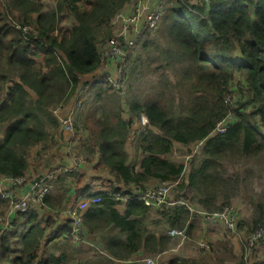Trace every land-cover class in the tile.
I'll return each mask as SVG.
<instances>
[{
	"label": "trees",
	"instance_id": "obj_1",
	"mask_svg": "<svg viewBox=\"0 0 264 264\" xmlns=\"http://www.w3.org/2000/svg\"><path fill=\"white\" fill-rule=\"evenodd\" d=\"M129 2L87 0L84 4L82 0H58L47 8L41 0H5L4 7L11 15L0 2V174L26 175L31 166L30 148L41 147V157L55 146L61 133L51 108L73 97L80 87L81 75L101 67L99 45L114 36L115 18ZM63 14L71 21L64 29ZM14 21L20 25L37 24L39 33L26 38ZM153 34L159 37L157 50L162 45L163 72L180 65L174 70L178 77L176 90L168 78L158 85H148L150 90L144 99H131L134 80L143 72L136 75L137 64H142L139 55L128 58L124 74L130 94L126 102L106 79L90 84L94 88L88 89L94 93L93 106L88 104L92 96L88 91L75 116L77 128L85 132L80 154L90 161L99 153L96 168L108 169L127 186L126 191L114 187L113 192L133 195L134 185L144 188L152 180L180 181L176 191L182 194L176 197L189 198L188 192H199L201 196H195H199L197 202L205 210L231 204V192L226 188L237 181L226 178L223 162L264 156V0H168L158 29L148 30L141 38L144 49ZM39 56H43L41 64ZM152 70L146 75L153 74ZM237 71L244 78L235 107L239 120L230 124L224 134L210 136L228 113L225 99L232 91ZM158 86L162 89L157 90ZM126 112L129 119L124 116ZM142 113L150 126L133 133L132 125ZM131 134L140 152L135 162H131L126 150ZM202 139L205 142L200 156L197 154L201 159L196 165L191 162L186 179L185 164L168 156L173 154L175 142L193 145ZM70 176L78 177L72 172L56 180L59 192L46 198L49 208L62 207L71 191L66 183ZM83 190L90 193L88 186L79 189ZM217 194H225L220 207L215 205ZM96 195L101 201L91 203L85 225L90 234L104 233L100 251L107 253L101 252L85 264H118L141 249L156 254L170 247L167 237H158L148 229L150 208L142 201L128 200L121 212L111 194H90ZM7 208L8 202L0 197V216ZM256 209L254 228L261 224L264 201L258 202ZM191 218V211L182 204L165 215V222L170 228H187L190 233L194 227ZM25 220L23 226L30 224V228L22 240H16L17 229L0 235V258L11 264H63L65 253L37 262L35 251L46 229L35 209L25 215ZM14 246L21 255L12 254L11 258L9 252ZM168 264L206 263L176 258Z\"/></svg>",
	"mask_w": 264,
	"mask_h": 264
},
{
	"label": "built area",
	"instance_id": "obj_2",
	"mask_svg": "<svg viewBox=\"0 0 264 264\" xmlns=\"http://www.w3.org/2000/svg\"><path fill=\"white\" fill-rule=\"evenodd\" d=\"M150 1L130 0L128 5L115 18L117 30L114 36L99 45L102 64L99 68L100 73L94 75L93 82L99 79H106L112 90L121 97H124L129 90L128 80L124 72L133 48L148 30L158 29L161 18L168 7V0H157L154 4H149ZM0 2L3 9L11 15V12L4 7L5 0H0ZM82 2L87 4V0H82ZM13 24L22 31L26 38L29 35H37L39 33L37 24L20 25L15 21ZM55 34H59V31L56 30ZM93 82L80 84L79 89L73 95L74 104L69 105V100L67 103L51 108L52 114L59 121L60 133L66 131L72 135L68 146L72 164L56 163L52 165L30 185L29 190L24 195L19 196L13 189H7L4 183H0V197L8 202L6 212L0 216V235L10 232L15 228L14 216L25 219V215L31 210H50L51 208H49L46 198L51 194L55 180L62 175L77 172L81 164L87 161L80 154L81 151L78 150L82 138L81 132L76 126L75 116L77 110L83 107L88 89ZM237 98L238 94L235 91L227 94L225 102L227 103L228 113L217 122L210 136L224 134L230 124L239 120V116L235 112ZM136 121L138 123V130L150 126V121L145 113L140 114ZM204 142L205 139H202L194 144L193 154L201 151ZM4 177L18 185L26 182V175L21 177ZM179 183L180 181H158L156 184L147 185L144 188L134 185L133 195L122 194L120 191L113 192V190L107 193L111 194L119 202L118 204L125 205L128 200L136 199L142 201L150 210L162 213L163 216L173 210L174 207L185 204L192 215L200 217L206 223L221 225L230 231L237 229L238 216L232 204H226L214 210H205L197 205L191 206L188 200L173 196ZM99 193L102 192L93 191L92 194ZM100 201L101 197L99 195L89 196V198H80L74 205L66 208L51 210L54 213L64 214L69 221V229L63 232L61 237L69 240L76 246H96L89 239L90 233L85 225V213L91 203H99ZM168 235L173 240H176L177 244H182L188 238V231L187 228H170ZM262 241H264V225L260 224L254 228L243 242V255L246 261L256 252ZM200 246L205 249H212L208 241H201ZM143 262L144 264H163L161 253L149 254L143 259Z\"/></svg>",
	"mask_w": 264,
	"mask_h": 264
},
{
	"label": "rangeland",
	"instance_id": "obj_3",
	"mask_svg": "<svg viewBox=\"0 0 264 264\" xmlns=\"http://www.w3.org/2000/svg\"><path fill=\"white\" fill-rule=\"evenodd\" d=\"M154 2H156L157 0H152ZM41 2L43 4H46L49 8H51L52 5H54L53 3L56 2V0H41ZM69 20V18H68ZM66 21V19H65ZM67 23V21H66ZM155 34L152 35V39L151 41H149V46L146 47L145 49L142 47V43L144 40H140L138 42V44L133 48L130 57H136V55L140 56V62L142 64H137V71H136V75L139 74L141 71L143 72V74L138 78L135 79V84L133 87V91L134 93L128 92V94L126 93L124 97H121L122 100L125 101L126 97L129 95V97L132 99H139L142 100L144 99V97L147 95V91L150 90L149 86L151 87L152 85H158L160 83L161 80H167L168 78H170V80L173 82V88L174 90H176L175 84L178 81V77L174 74V70L175 68H179L180 65H178L177 67H175L174 69L172 67H170V69H167L168 71L166 73H164V69L161 65L165 64L164 60L162 59V45L159 48V50H157V46H159L160 44L157 42L159 40V37H154ZM156 42V44H155ZM129 57V58H130ZM157 58H160L161 61H157ZM133 59V58H132ZM155 60V61H154ZM128 63V60H127ZM176 66V64H175ZM153 69V70H152ZM155 69V70H154ZM152 70L153 74L150 75H146L148 72H150ZM145 73V75H144ZM165 75V76H163ZM153 76V77H152ZM243 75L240 72H236L235 73V77H234V81L232 84V91H235L238 94L239 97V93L240 92V88L241 86H243ZM149 85V86H148ZM93 87H90V89ZM171 88V89H173ZM94 89V88H93ZM158 89H162L160 86L157 87ZM90 91V90H88ZM129 91V90H128ZM90 93L92 94V96L89 98L88 100V104L89 106H93V90L90 91ZM126 102V101H125ZM136 129L133 131L135 132ZM39 150H41V147H31L30 148V164L34 165L36 167L37 172H41L42 170H44L43 164L46 163H50V160H47L46 162H41L42 156L39 157L38 152ZM130 151V160L131 162H135L138 160V155L135 149V143L133 141V144L131 145V147L129 148ZM174 151H175V147H174ZM88 156V152H85ZM194 153V144L190 145V146H185L182 148H177L176 152L174 154L169 155L168 157L171 158L174 155V159L176 161H183L184 164L189 166L191 165H196L199 163L200 159H197L200 155V153ZM44 154V153H43ZM197 154L199 156H197ZM197 156V157H196ZM96 155H94L92 157V159L90 161H95ZM197 159L196 161L194 159ZM194 160V162H193ZM224 161V160H223ZM96 164V162H95ZM191 165V166H192ZM41 166V168H40ZM186 167V166H185ZM223 169L225 170V176L226 178L232 179L233 181H237L235 184H230L227 188L226 191H230L231 192V197L228 199L229 202L233 205L235 211L237 212V216H238V229L235 230V233L239 230V232H241V236L243 237V242L245 240V238L252 232V229L254 228L253 223H252V219L254 214L257 213V209H256V205L258 202H263L264 201V156L261 157H254V158H240V159H236V160H226L223 162ZM99 171H105L102 168H100ZM188 172V170L185 172L184 171V176L185 174ZM110 177L112 178V174L109 175V177H107L106 179H104V181H108L110 180ZM58 186V184H57ZM176 191V190H175ZM229 192V193H230ZM195 193L200 195L201 194L199 192H195L193 191V194L188 192V197H180V198H184V200H188L189 204L191 206H194V204H198L200 205L197 200L199 198V196H195ZM226 193V192H225ZM177 194H182L181 192H175V194L173 193V196L176 197ZM224 195L225 194H217V200L215 201V205L217 207H220V205H222L223 201H224ZM202 206V205H201ZM217 209V208H215ZM193 221H195L196 228L190 232V235H188V238L186 239H193L195 237V239L193 240L194 242H190V244H194L196 243V245L198 244V239H201L202 235H204L206 232H210V231H214V233H218L219 234V238L216 241L212 242L213 247H214V251L208 252L209 254H205L204 256H207V258H202L199 260L204 261L206 264H209L208 259H210L211 263H215V262H221V261H227L228 263H233V264H262L264 263V241L261 242L260 247L256 250V252L249 258V262L246 261L244 259V255L243 252L241 253L240 248L236 251V253H234V245L232 243V240L229 239L232 232L234 231H227L223 226L221 225H209V223L204 222L200 217H195L194 215H192V219ZM155 220H153V218L149 217V219L146 221L148 225L151 226L150 230L155 232L156 230L158 232H162L164 230V227H162L163 225L154 222ZM261 224L264 225V213H263V217H262V221ZM23 227H18L16 228L19 233L20 230H22ZM30 228V225L24 228V231L22 232V234H19L18 237L16 236V240L20 241L22 240V237L26 234V230ZM52 228V223L49 221L47 222V229L48 231H45V239H48L49 237H53L55 238V232ZM15 229V228H14ZM14 229H12V231H14ZM15 229V230H16ZM242 230L245 231V233H242ZM25 232V234H24ZM49 232V233H48ZM17 233V234H18ZM225 233H228L226 236L224 235ZM104 233L103 232H99L97 233L98 239L100 240L102 235ZM224 235V236H223ZM210 238V237H209ZM227 239V240H225ZM44 242V241H43ZM46 243V249L48 251V253H51L52 251H56L57 248L55 246L56 241L55 240H50ZM175 245L177 246V241H175ZM62 249H68V252H70L71 257H70V261L69 263L71 264H77L78 259H80V255H86V251L85 250H81V249H76L74 248L72 245H70V243H64L61 245ZM96 247L97 244H96ZM43 249V250H42ZM99 252V250H96ZM40 252V253H39ZM39 254H46V250L42 247L38 250ZM213 254V255H212ZM42 256V255H41ZM43 257V256H42ZM146 257V256H145ZM144 257V258H145ZM44 258V257H43ZM41 258V259H43ZM215 258V259H212Z\"/></svg>",
	"mask_w": 264,
	"mask_h": 264
},
{
	"label": "crops",
	"instance_id": "obj_4",
	"mask_svg": "<svg viewBox=\"0 0 264 264\" xmlns=\"http://www.w3.org/2000/svg\"><path fill=\"white\" fill-rule=\"evenodd\" d=\"M154 3L155 2L152 0L149 2V4H154ZM53 4L55 5L56 2H54ZM44 5H45V7L49 8L46 4H44ZM54 5H52V6H54ZM34 16L36 17L37 14H35ZM63 16L66 19L67 23L64 19V21L62 23V27L60 26L62 29H64L67 26V24L71 23V21L68 20L69 17H67V15L63 14ZM37 59L39 61V64H41L43 61V56H39ZM99 73H100V70L98 69L94 73H88V74L81 75L80 84H82L84 82H91V81L93 82L94 75L99 74ZM71 104H74V97H72L70 99L69 105H71ZM124 116L127 119H129L130 114L128 112H126ZM137 127H138V123L135 120L133 125H132V132L135 129L137 130ZM84 134H85V132L81 133V138L84 136ZM132 136H134V135L131 134V138H129V141L127 142V145H126V150L129 153V155H130L129 148L131 147V145L133 144V141H134V137H132ZM71 138H72V135L70 133H68L66 131L61 132L59 138L57 139L55 146L51 149V151H49L47 154L44 153L42 155L41 162H46L47 160H50L51 162L43 164L46 166H43L44 170H42L40 173L37 172L36 167L32 164L30 166L29 171L26 174V182L25 183L20 184V185L14 184L10 180H7L4 177V175H2V174H0V183H4V185L7 189H13L19 196L24 195L29 190L30 185L35 180H37L40 177V175L42 173H44L47 169H49V167H51L52 165H55L56 163L68 164V165L72 164V159H71V157L69 155V151H68V146L70 144ZM185 146H190V145L183 144L181 142H175L174 154H175L177 148H182ZM78 150L81 151L80 146H78ZM137 155H138V159H139L140 152H137ZM173 157H174V155H173ZM173 157H171L170 159H172L173 161H176ZM95 159H96L95 161L87 160L85 163L81 164L80 168L76 172L78 175L77 178H75V176L67 177L66 183H68V186L70 185L71 191L68 194V196L65 198L64 203H63L62 207H60V208H66L68 206L74 205L80 198H89L90 194H92L93 191H101V192L106 191V192H108V191H112L114 187H119L123 190L127 189V186L121 180L116 178L114 176V174L111 173L108 169L102 168L105 171H99L100 168H96V165L99 161V153L96 154ZM95 162H96V164H95ZM176 162H183V161H176ZM185 166H186L185 172L187 170H188V172L185 174L184 177H186V179H187V176L189 175V172L191 169V165L189 166V168H188V165L185 164ZM40 168H41V166H40ZM111 174H112V178L110 177V180L104 181L103 178L106 179ZM79 181H81V183ZM78 182H79V185H78ZM157 182H158L157 180H152L149 182L148 185H153V184H156ZM57 184H58V182L55 180V182L53 184L52 191H51L52 194H57L59 192L57 189L59 184H58V186H57ZM84 186H88L90 188V193L85 192L84 190L82 192L79 191V189L83 188ZM194 205H197V206L203 208L201 205H198V204H194ZM117 208L121 212H124L126 209V204L125 205L118 204ZM51 210H55V209H50V210L36 209L35 210L38 214V220L41 222L42 227L46 229L45 231H48L47 222L50 221L52 223L51 229H53L55 232V238L49 237L48 239H45L46 236L44 235L45 238L43 236L41 243L39 245V248L34 249V250L37 249L35 251V252H37V255H38L37 256V262L43 257L48 258L50 255L61 256V254L65 253L66 259L63 262V264H71V263H69L70 257H71L70 252H68V249H62V247H61L62 244L67 243V242L70 243V245H72L76 249H81V250L86 251V255H80V259H78L79 263H77V264H85L91 260H94L96 258V256L101 252H102V254L107 253L106 251H103V250L100 251V247L102 248L101 239L99 240L97 234H95V233L89 234V239L91 240L92 243L97 244L98 247H96V246L93 247L90 245L76 246L72 242H70L69 240L62 238L61 235L63 234V232H66L69 228V221L64 214L58 213V212L54 213ZM150 217L153 218V220H155L154 222L159 223V224L163 225L162 227H164V230L162 232H158L157 230L155 231V233H157V236L158 237L165 236L171 241L170 247L166 248L163 252H161V258H162L163 264H168L171 260L176 259V258H185L188 260H199L202 258L205 259V258H207V256H204L205 254H209L208 252L211 253V251H214L213 250L214 247H213L212 242L216 241L217 239H220L218 233H214V231H210V232H206L204 235H202L201 239H198L197 245H196V243H195V245L193 243L190 244V242H194L193 241L195 239V237H194L193 239H189L182 244L179 243L176 246L175 245L176 240H173L168 235V230L170 229V227L165 222V216H163L162 213L160 214L156 210H150ZM13 219H15L14 220L15 221V229L18 228L19 226L23 227L22 230H20L19 233L17 234V236H18L19 234H22V232L24 231L25 226H23V225H24L26 220L24 218L21 219V218L15 217V216ZM191 222H192V225L194 226L192 228V231H193L196 228L197 224L195 223V221H191ZM29 225H27V226H29ZM209 225H211V224H209ZM147 227H148V229L151 228L150 225H148ZM237 229H238V227H237ZM59 231L62 232L61 235H58ZM187 231H188V229H187ZM227 231H230V230H227ZM239 233L241 234V232H239V230L236 233L234 231V232H232V234L229 238L232 240V243L234 245V248H233L234 253H236V251L239 248H240L241 253L243 252V237ZM242 233H245V231L242 230ZM227 234L228 233H225L224 235L226 236ZM188 235H190L189 232H188ZM50 240L56 241L55 246H56L57 250L52 251L51 253H48V251L46 249V243H44V242H47ZM225 240H227V239H225ZM201 241H208L211 244L212 249L209 250V249H205V248L201 247L200 246ZM13 242H14V240H13ZM15 246L12 247L10 252H9V255H11V258L13 257L12 254H14V256L15 255H21V252L20 251L18 252L17 248ZM0 247H1V243H0ZM42 247L46 250V254H39L40 252L38 253V250ZM96 250H99V252ZM148 255H149L148 252L141 249L136 254H134L129 260H126V261L125 260H119L117 263L118 264H130L133 262L144 263L143 259L145 256H148ZM212 259H215V258H212ZM208 261H209V264H233L231 262L228 263L227 261H221V262H215V263H211L210 259H208ZM0 264H11V263L7 260H3L0 258Z\"/></svg>",
	"mask_w": 264,
	"mask_h": 264
}]
</instances>
